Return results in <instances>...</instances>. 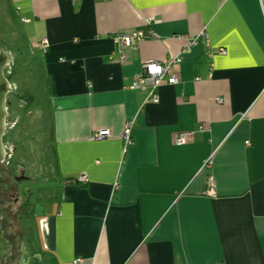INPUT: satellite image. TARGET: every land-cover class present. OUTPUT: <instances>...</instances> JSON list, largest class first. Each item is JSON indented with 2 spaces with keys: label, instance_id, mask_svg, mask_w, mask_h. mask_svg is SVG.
<instances>
[{
  "label": "crops",
  "instance_id": "0c3cea01",
  "mask_svg": "<svg viewBox=\"0 0 264 264\" xmlns=\"http://www.w3.org/2000/svg\"><path fill=\"white\" fill-rule=\"evenodd\" d=\"M3 1L31 34L51 107L42 214L24 236L41 263L264 264L261 0ZM150 29L134 47L113 39ZM177 56L158 103L130 88L145 62Z\"/></svg>",
  "mask_w": 264,
  "mask_h": 264
},
{
  "label": "rangeland",
  "instance_id": "374dc122",
  "mask_svg": "<svg viewBox=\"0 0 264 264\" xmlns=\"http://www.w3.org/2000/svg\"><path fill=\"white\" fill-rule=\"evenodd\" d=\"M19 22L13 17L4 1L0 0V50L9 53L12 58L11 63L5 68L4 74L13 88V94L9 99H12L13 102L10 110L12 113L14 112L11 118L15 122L13 133L9 135L13 138L15 153L10 168L6 162L4 172H2L3 167L0 165V189L5 193L8 191L14 196H17L15 194L20 191L24 193L25 190L32 194L37 189V181L42 175L40 168L46 161L45 158H49L48 154L45 156L42 144L39 142V136H42L39 130L40 127H45L47 133L50 129L51 119V107L47 102L45 90V77L42 76L43 71L37 62L40 55L37 54L34 57L31 55V49H28L31 34ZM15 95L16 97H14ZM42 114H44L43 118ZM17 162L24 165L27 169L26 177L31 178L24 180L25 178L23 179L21 175L17 179L15 178ZM6 173L7 177H5ZM30 196L31 203L34 202L28 208V211L33 210L30 212L31 216L26 219L28 215L26 212L25 216L21 214L19 217V220L22 217L23 226L21 228L24 230L35 229L37 227L36 217L42 214V207L36 203L35 196ZM37 235L36 233L35 237L39 239V235ZM28 245L29 241L26 240V246L28 247ZM37 247H39L38 241L33 244V251L37 250Z\"/></svg>",
  "mask_w": 264,
  "mask_h": 264
},
{
  "label": "flooded vegetation",
  "instance_id": "af4514ba",
  "mask_svg": "<svg viewBox=\"0 0 264 264\" xmlns=\"http://www.w3.org/2000/svg\"><path fill=\"white\" fill-rule=\"evenodd\" d=\"M13 94V91L8 94L7 96V102H6V108H7V116H6V130L3 136V145L5 149V159L3 162L0 163V165L3 167L1 170L4 172V165L6 162H8L9 166L12 165V159L14 157V142L12 136L9 137L13 133L15 122L12 120L11 116L14 115V112L10 110V107L13 106L12 99L10 100V95ZM16 97V95L14 96ZM17 102V101H16ZM11 164V165H10ZM17 172L16 179L21 175L24 180H28L26 177L27 169L24 167V165L20 162L16 163ZM10 170V169H9ZM11 172V171H10ZM9 172V173H10ZM8 174H5V177H7ZM21 191L14 194H10L8 191L2 192V189H0V201L3 202L1 212H2V220H1V230H2V237L6 241L5 249L8 252V254L4 255L0 258V264H42V258L39 254L38 250L33 251L32 246L28 248L26 246V241L24 240L25 231L21 230L23 226V222L21 219L19 220V217L21 214L25 216L27 212V217L31 216L30 212L28 211V208H30L31 205L34 204V202L31 203V196L34 193H30V191ZM25 198V199H24ZM8 201H10L8 203ZM31 203V204H30ZM28 230V229H27ZM28 241V238L26 239ZM35 240L33 242V238L31 240V244H34ZM30 246V244H29ZM23 257V258H22Z\"/></svg>",
  "mask_w": 264,
  "mask_h": 264
},
{
  "label": "built area",
  "instance_id": "2783aa9c",
  "mask_svg": "<svg viewBox=\"0 0 264 264\" xmlns=\"http://www.w3.org/2000/svg\"><path fill=\"white\" fill-rule=\"evenodd\" d=\"M261 4L264 7V0H261ZM147 22L148 24H151L152 20L150 19ZM148 37L155 38L157 37V35L155 31L150 29L147 33H144L143 31L119 33L115 35L113 39L117 43H120L125 47H134L137 42H140ZM196 42H197V37H193L190 39V45H194L196 44ZM48 46H49L48 40L47 39L42 40L41 47L45 50ZM222 53L225 52L222 51ZM181 60H182L181 56H177L165 62H156V61L145 62L143 64L142 71L133 81L130 88L133 90H141L143 92H146L148 94L147 95L148 101L158 103L159 102V97L157 94L158 89L164 84H168L172 86L177 83L178 80L172 72L174 67L178 65L181 62ZM132 123L133 122L126 124L125 133L123 136L126 143L130 142L131 139ZM109 136L110 133L107 130H98L92 134L94 140H100V141L108 139ZM186 141L187 140L184 138L183 135L176 138V143L178 145H181ZM208 166L209 165L207 163L205 167L207 168ZM80 181L85 183L87 179L85 177H82ZM208 182L210 186L209 193H213L214 179L212 176H210ZM78 262L80 261L77 260L74 263L77 264Z\"/></svg>",
  "mask_w": 264,
  "mask_h": 264
},
{
  "label": "water",
  "instance_id": "95a60500",
  "mask_svg": "<svg viewBox=\"0 0 264 264\" xmlns=\"http://www.w3.org/2000/svg\"><path fill=\"white\" fill-rule=\"evenodd\" d=\"M11 55L3 50H0V163L5 159V149L3 145V136L6 130V116H7V96L13 91L9 80L5 77L4 70L11 63ZM3 202L0 201V258L8 254L5 249L6 241L2 237L1 220ZM23 258V257H22Z\"/></svg>",
  "mask_w": 264,
  "mask_h": 264
}]
</instances>
